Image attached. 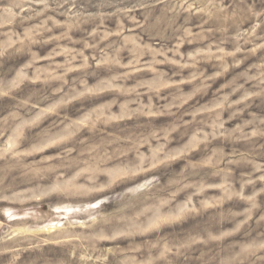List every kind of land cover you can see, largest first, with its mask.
<instances>
[{
	"label": "clouds",
	"instance_id": "clouds-1",
	"mask_svg": "<svg viewBox=\"0 0 264 264\" xmlns=\"http://www.w3.org/2000/svg\"><path fill=\"white\" fill-rule=\"evenodd\" d=\"M61 41L72 55L54 67L70 72L79 62L82 76L55 105L60 124L34 133L47 98L22 89L40 59L33 45L55 42L54 57ZM185 44L195 48L182 51ZM258 49L264 0H0V100H17L0 114V144L13 145L0 154V203L14 208L0 220V264H264V112L250 111L264 105V63L240 67ZM20 54L31 62L4 79ZM217 59L219 71L206 75L205 63ZM233 68L211 106L188 104ZM90 76L120 94L109 105L121 108L111 128L94 116L87 125L61 116L71 100L87 97L78 85ZM184 83H194L192 95ZM47 148L56 154L35 158ZM177 159L183 163L170 167ZM157 162L164 167L139 175ZM213 187L218 199L209 196ZM66 206L71 215L54 214ZM122 237L141 239L123 250L101 246ZM52 241L64 245L59 255L45 247Z\"/></svg>",
	"mask_w": 264,
	"mask_h": 264
},
{
	"label": "rangeland",
	"instance_id": "rangeland-1",
	"mask_svg": "<svg viewBox=\"0 0 264 264\" xmlns=\"http://www.w3.org/2000/svg\"><path fill=\"white\" fill-rule=\"evenodd\" d=\"M94 10V9H90ZM55 34H59L58 32ZM79 35V34H77ZM60 49L58 50V54L52 57V53L54 50H57V45L55 42H49L46 44L37 43L33 45V49L38 51L40 59L36 60L35 66L31 69H29V75L32 77L31 83H29L26 87L22 86L24 94H27L29 91L39 90L40 94L46 97L44 103L40 105V108L45 109L46 115L43 116L41 119L36 120V116H33V120H36L35 125L33 126V132L39 133L42 130L47 131L48 129L52 128L54 125H59L60 120L56 116L55 105L60 101L62 98V94H66L69 92V85L72 83V81L76 80L77 78H80L82 76V73L79 71L80 64L79 62H73L70 67H72L74 70L67 72L66 69H56L54 65L56 63H65V61L72 55V50L69 45L66 44V42L61 41L59 42ZM67 47L68 51L65 52L63 49ZM249 50V52L252 51V45L246 46ZM195 48L194 45L185 44L182 46V51H190ZM227 50L231 51V46L227 48ZM85 55H89V53H85ZM241 54H237V56H240ZM49 57H52L51 61ZM31 62V55L30 54H20L16 57L15 61L10 63V67L12 68L11 72H6L4 74V79L11 80L13 76L15 75V72L17 69L21 67V65L30 63ZM219 63V60L216 61H208L205 63L204 67L207 68L206 75L208 76H215L216 72L219 71V69L216 67V65ZM264 63V49H258L252 54H250L247 59L244 61V64L240 67H246L248 65L252 64H260ZM253 71L255 69H252ZM238 71V69L233 68L230 72L226 73L224 76H217L215 79V82L213 84V88L209 89L207 93H200L193 97L192 100L188 101V104H196L197 101H199V104L197 107L202 106H211L215 100V89L219 88L220 85L226 83L231 77ZM48 75H52L54 77H57V79L50 80L48 82L44 81V78ZM104 75V72H101V76ZM185 78L188 79L191 77V72L189 70H184ZM63 77V81L59 79V77ZM39 77V78H38ZM179 80V77L176 78ZM67 83H64V82ZM64 83L63 89H61V84ZM79 89L81 91H86L88 93L86 98L82 99H76L71 100L70 104L66 109H64L61 112V116H63L65 113H67L73 120H79L82 125H87L90 122H93V116L95 117V120L103 119L105 121L104 127L111 128V124H109L110 118H115L117 115H120L121 108L120 103H117L116 105L109 108V105H112L113 98L117 95H120L119 93H115L112 91H106L101 87L100 79L97 77H86L85 79H80ZM186 95H192L195 92L194 83H184L181 85ZM227 91V90H225ZM19 98V93L17 94V99ZM234 99H238L239 96L233 97ZM148 100V97H144V102L146 103ZM17 102L16 99H13L11 96L4 97L2 100H0V114H7L11 106H13ZM123 102V99L121 98V103ZM207 102V103H205ZM259 105V101L256 102V104L253 105L252 109L250 111H257V112H264V105ZM133 107H135L133 105ZM185 107H188V105H185ZM39 114V111L37 110V115ZM247 113H245L246 115ZM228 113L224 114V118L227 119ZM141 119L147 120L152 119L154 121L160 122L162 126H166V123L168 121L167 117L164 116H144ZM187 119H191V117H187ZM131 121H129L130 123ZM237 123V120L229 121L228 124L225 125V127H232L235 126ZM184 140H180L179 143H176L173 141V148L172 151H178L180 148L183 147ZM13 147V145L5 141L3 144H0V154H2L4 151L9 150ZM56 148H47L44 149L43 152H38L35 154V158H39L41 155H44L45 153L49 155H55L56 154ZM197 159H203V157L200 156L199 152H193L192 154ZM183 161L177 159L173 162V165L176 166L182 164ZM163 165H160L159 162H157L155 168H151L148 171L141 170L139 175H148L149 172L157 171L161 168H163ZM237 174H239V170L237 171ZM264 186V185H259ZM25 186H20L18 190H22ZM209 196L211 199H218L223 193H221L219 188H209L208 189ZM248 195L251 194V189L247 191ZM178 199H183L182 195L178 196ZM99 209H103L105 205L100 204L99 201L95 202ZM205 203H210V201H206ZM229 204H232L235 210L242 211L246 205L243 201H229ZM227 206V205H226ZM42 209L44 211L48 210V205L45 203L42 205ZM54 214H61V215H71L72 209L70 207H64L61 208H54L53 209ZM14 213V208L9 207L6 203H0V220L4 219L5 217L12 215ZM77 216H83L84 214H76ZM250 224L255 228L254 221H250ZM264 230V229H261ZM252 235H255V232L252 233ZM135 239L137 242L141 239V237H122L115 241L110 240H103L101 241V246L104 249H112L114 247H118L120 249H127L130 246V241ZM231 239V238H230ZM46 248H50L53 250V253L55 255H59L61 253L62 248L64 245L58 244L55 241L52 242H46L45 244ZM163 250V247L161 248ZM27 256V254H25ZM111 255L109 259H111Z\"/></svg>",
	"mask_w": 264,
	"mask_h": 264
}]
</instances>
